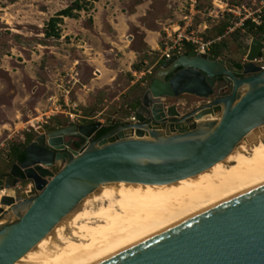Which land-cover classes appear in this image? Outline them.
Returning <instances> with one entry per match:
<instances>
[{
    "label": "water",
    "instance_id": "water-1",
    "mask_svg": "<svg viewBox=\"0 0 264 264\" xmlns=\"http://www.w3.org/2000/svg\"><path fill=\"white\" fill-rule=\"evenodd\" d=\"M263 50L264 33L240 68L195 51L162 60L134 121L113 120L97 140L108 128L100 123L39 129L3 184L30 186L0 200V217L16 218L0 225V264L17 261L102 184H169L222 161L264 126ZM180 97L191 111L165 105ZM71 138L83 144L75 149ZM66 264H264V184Z\"/></svg>",
    "mask_w": 264,
    "mask_h": 264
},
{
    "label": "rangeland",
    "instance_id": "rangeland-1",
    "mask_svg": "<svg viewBox=\"0 0 264 264\" xmlns=\"http://www.w3.org/2000/svg\"><path fill=\"white\" fill-rule=\"evenodd\" d=\"M75 2H79L81 10L72 12L74 18H62L56 23L59 37H46L48 21ZM196 5V0H0V175L8 174L12 165L7 158L9 146L25 143L26 137L32 140L39 129L47 133L79 123L107 125L114 120L116 125L130 119L135 103L159 66L149 74L145 69L177 36L189 32L197 36L204 24L211 28L223 14H229L233 29L239 28V20L247 14H264V0H212L208 15L198 12ZM235 7H244L247 13L229 12ZM219 10L223 14L217 18L209 16ZM147 33L157 36V51L149 56L140 54ZM252 39L244 31L233 37L229 34L223 39L218 59L230 65L244 64ZM130 52L135 53L134 59ZM260 55L256 64L264 66V50ZM140 62L147 67L128 77ZM95 69L119 72L113 89H96L94 83L83 89L82 85L95 77ZM124 91L125 97L112 103ZM165 105H176L182 114L192 110L182 97L167 100ZM69 114L76 116L75 125H70ZM258 142H264V126L251 131L240 144L250 149ZM60 168L52 170L56 173ZM26 184L7 192L1 190L0 200L22 193ZM15 220L11 211L0 217V222Z\"/></svg>",
    "mask_w": 264,
    "mask_h": 264
},
{
    "label": "bare ground",
    "instance_id": "bare-ground-1",
    "mask_svg": "<svg viewBox=\"0 0 264 264\" xmlns=\"http://www.w3.org/2000/svg\"><path fill=\"white\" fill-rule=\"evenodd\" d=\"M261 184L264 142L239 143L209 169L169 184L105 183L13 264H66Z\"/></svg>",
    "mask_w": 264,
    "mask_h": 264
},
{
    "label": "trees",
    "instance_id": "trees-1",
    "mask_svg": "<svg viewBox=\"0 0 264 264\" xmlns=\"http://www.w3.org/2000/svg\"><path fill=\"white\" fill-rule=\"evenodd\" d=\"M93 1L95 2L98 0H93ZM211 2H212V0H196L197 11L198 12L203 11L205 13V15H208L207 13L209 12V10L211 8ZM80 10H81V6L79 5V2H75L71 6L60 11L55 17L51 18L48 21V23L46 24V28L44 31L45 36L46 37H53V38L57 39L59 37V34L55 30L56 23L58 21H60L62 18H74L75 16L72 12L73 11H80ZM260 17L262 19V23L260 25H255V24L251 23V21L246 20L242 23V25L239 26V28L233 29V25L229 21V18H230L229 14L221 15V21L220 22H218L214 26H211V28H208V29L206 28L207 29V30H205V31H207L206 33L210 34V35L206 36L207 34H205V33L203 35L204 40L211 43L208 54L215 57V58H220L221 53H222L221 50H222V48H224L223 39L226 36H228L229 34L231 37H233L235 35L240 34L242 31H244L245 33L249 34L253 38L263 34L264 33V14L262 13V15ZM231 29H233V30H231ZM142 47H143L142 48L143 50H141V52L142 51L145 52L146 46L144 44H142ZM193 50H194V47L191 44L183 43L182 54H187ZM144 55L149 56L147 53H144ZM260 57H261V55H260ZM154 62L151 63L149 67L145 66V68L147 67L145 70L147 71L154 64ZM142 63L143 62H140V64H136L135 66H133L134 72H140L139 70H141V68H142ZM161 63H162V61H159L158 64L160 65ZM234 66L236 68H240V64H234ZM135 104H134L135 105L134 108L137 106L138 102ZM112 128H114V127L109 126L107 129H100L95 134L94 140H97L98 138L104 136L110 130H112ZM30 142H31V138L26 137L25 143H17L15 145L9 146L8 154H7L9 164H14L15 162L18 163V162H21L23 160V158H24L23 149ZM82 144H83V140L78 139V141L74 143V148L77 149ZM7 176H8L7 173L0 175V177H1L0 185L1 186H2V181H4Z\"/></svg>",
    "mask_w": 264,
    "mask_h": 264
},
{
    "label": "built area",
    "instance_id": "built-area-1",
    "mask_svg": "<svg viewBox=\"0 0 264 264\" xmlns=\"http://www.w3.org/2000/svg\"><path fill=\"white\" fill-rule=\"evenodd\" d=\"M234 9H235V11L229 10V12H232L233 14H235L236 11L240 12L241 10H243L245 13H247L246 10L244 9V7H235ZM219 13L223 14V12H221V10H219V12H215L214 16H211L212 15L211 13H209V16L212 17L213 19H215V18H217V15ZM254 15H256L255 18L253 17ZM246 20L251 21V23H253L255 25H260L262 23V19L260 17L259 11L255 12V13L247 14V16H244V18L239 20V25H242V23ZM206 28H207L206 24H204L203 28H202V33L206 30ZM202 33H200V34H202ZM200 34L195 36L193 34V32H189L186 36H177V40L174 41L171 46H168L165 48V51L163 52V55H162V60H167L173 55L182 54L183 43L191 44L194 47L193 51H195L197 54H208L211 43L205 41ZM260 67L263 68L264 66H260ZM68 117H69L70 125H75L74 118L76 116L69 114ZM130 121H134L133 116L130 117ZM28 186H30V183H27L26 185H24L22 193H25V189ZM1 190L3 192L9 191V190H6L4 188H1L0 191ZM10 190H12V189H10ZM10 197H12V196H10ZM13 197H15V195H13Z\"/></svg>",
    "mask_w": 264,
    "mask_h": 264
},
{
    "label": "crops",
    "instance_id": "crops-1",
    "mask_svg": "<svg viewBox=\"0 0 264 264\" xmlns=\"http://www.w3.org/2000/svg\"><path fill=\"white\" fill-rule=\"evenodd\" d=\"M156 41H157V36L153 35L152 33H147L146 40L145 41L143 40V44L146 46L147 49H146L145 52L142 51L140 54L143 55L144 53H147L148 55H153L154 53H156V51H157L156 50V48H157ZM130 53L132 54V59H134L133 57H134L135 53L134 52H130ZM162 55H163V53H160L158 59L154 62V64L147 71H145L146 74H149L150 71L154 67H156L157 65L159 66L158 63H159V61H162ZM144 65H146V63L143 62L142 63V68L145 69ZM145 72L144 73H140V75H145ZM117 73H119V72L116 71V70H111V69H105V71L104 70L101 71L99 69H95L94 73H93V75L95 77L90 80V83L88 85L87 84L86 85H82V87H83V89L84 88H89L90 87L89 85L92 86V83H94V85H97L96 89H102L103 87H109L111 89L112 88V83H114L116 81V78H117V75H118ZM133 75H135V72H129V77H133ZM98 81H101V82L100 83H96ZM134 81H136V80H134ZM130 84L133 85L134 84L133 81H130ZM110 89L107 90V91H110ZM91 90H93V87L90 88V90H88V91H91ZM125 91H127V90H125ZM125 91L124 92H120L118 94V96L116 98H114L112 103L113 102H117L119 100V98H124L125 97ZM111 122H112V120H111ZM111 122L108 123L109 125L107 124V125H103V126L109 127V126H111ZM79 125H81V123H79Z\"/></svg>",
    "mask_w": 264,
    "mask_h": 264
},
{
    "label": "flooded vegetation",
    "instance_id": "flooded-vegetation-1",
    "mask_svg": "<svg viewBox=\"0 0 264 264\" xmlns=\"http://www.w3.org/2000/svg\"><path fill=\"white\" fill-rule=\"evenodd\" d=\"M114 126H115V125H114ZM114 126H113V127H114ZM113 129H114V128H112V130H113ZM112 130H110L109 132H111ZM109 132H108V133H109ZM74 143H75V142H74ZM15 163H16V162H15ZM21 183H23V182H21ZM21 183H19V184H21ZM19 184H18V185H19ZM0 207H1V206H0ZM6 209H7V208H4V210H6Z\"/></svg>",
    "mask_w": 264,
    "mask_h": 264
}]
</instances>
